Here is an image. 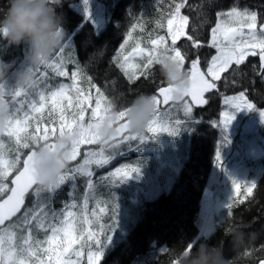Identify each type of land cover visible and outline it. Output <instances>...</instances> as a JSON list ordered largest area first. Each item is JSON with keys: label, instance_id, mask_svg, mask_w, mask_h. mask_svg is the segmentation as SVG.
I'll use <instances>...</instances> for the list:
<instances>
[{"label": "snow or ice", "instance_id": "6c2138e0", "mask_svg": "<svg viewBox=\"0 0 264 264\" xmlns=\"http://www.w3.org/2000/svg\"><path fill=\"white\" fill-rule=\"evenodd\" d=\"M49 3L58 4L59 0H49ZM207 3L209 7L213 6V0H207ZM185 7H191L188 0H178V2L172 0L171 11L168 14L170 18L167 19L170 46L166 43V37L159 35L150 40L151 47H141L140 43L136 42L131 51L125 54L132 35L129 32L113 56L115 66L130 84L139 80L141 76L147 77L151 74L153 65H158L155 57L161 48L166 49L171 57L189 72L191 87L185 98L190 97L191 100L184 99L182 105L173 104L183 111L185 119L172 121L169 112L161 113L159 111L161 100L157 95H153L158 108L147 127L152 133L165 132L172 136L177 135L187 121L192 119L193 103L196 106L207 104L205 94L218 89L217 81L223 79L227 85L230 77L222 74L230 72L233 82L236 76L244 75L239 66L245 64L249 57L259 58L258 70L264 78V21H261L258 27L259 14L256 11L242 9L238 4H234L228 10L217 11L215 24L210 28V39L205 45L186 31L190 18L182 14V9ZM202 7L203 4L198 5V8ZM157 24L161 28L164 27L159 21ZM136 26L133 24L132 28ZM193 31H197L195 25ZM58 34L61 35L63 43L48 62L34 70L37 81L34 88L25 92L16 89L10 79L0 82V96L7 100L11 112L7 128L3 132L14 145L9 146L0 139V264H81L82 249L85 247L89 249L87 264H98L103 257L104 244L110 241V233L115 227L117 206L114 198H112L110 216L112 223L101 226L100 231H96L90 226L99 217L95 210L92 211L91 217L88 213L89 199L94 198V193L90 197L86 191L79 211H73L77 208L74 199L71 202H63L62 207L57 210L52 205L51 194L66 182L75 181L77 175L88 177L87 189L93 190L95 185L91 178L95 173L91 165L102 169L120 154L118 149L121 144L137 139L140 142L144 140L143 136L128 132L124 119L127 106L118 110L121 119L118 135L111 141L104 143L98 141L96 129L103 115L110 109H116V103L93 82L91 76L85 73L73 52L68 51L65 55L68 45L65 43L63 30L61 29ZM182 37H186L193 49L207 46L216 50V54L207 61L206 70L201 69L198 56L192 59L190 66L186 68L187 53H183L177 46V41ZM137 58L143 60V63L136 62ZM69 64L74 65L75 70L69 72L67 68ZM49 70L54 76L49 75ZM55 77L68 78L71 83L60 82L53 85L50 81ZM81 81L86 88L82 86ZM158 91L163 98V104L167 105L172 101L169 95L170 86H161ZM49 104L50 107L45 114L44 110ZM225 104L237 111L245 108L249 111L258 110L249 102L244 91L236 96L225 97ZM86 113H89L87 119ZM220 115L219 125L226 130L234 119V114L225 111ZM260 115L264 122V111H261ZM33 125L34 130L30 132L29 128ZM65 132H70L76 137L69 155L70 162H76L81 156L82 145H99V150L94 148L86 150L82 162L76 163L73 167L68 166L54 189H41L33 176L31 167L33 157L41 146L54 147L52 142L55 137ZM24 149L28 151L25 153L22 151ZM215 161L217 166L222 165L219 150ZM138 171L139 168L136 166L122 165L100 179L115 184L123 182ZM256 185L255 182L247 183V194L251 195ZM72 187L75 188L74 183ZM240 189L241 183L233 180V190L238 192ZM44 193L49 195L45 197ZM29 195L33 197L30 206L26 204ZM68 195L72 197L73 193L69 192ZM226 207L231 209V201ZM101 211L104 212L105 209L102 208ZM93 248L95 251L92 250ZM193 249L194 246L189 244L183 254L193 252ZM261 264H264V261H261Z\"/></svg>", "mask_w": 264, "mask_h": 264}, {"label": "trees", "instance_id": "16d2710c", "mask_svg": "<svg viewBox=\"0 0 264 264\" xmlns=\"http://www.w3.org/2000/svg\"><path fill=\"white\" fill-rule=\"evenodd\" d=\"M79 1L59 0L58 4L50 6L62 17V29L66 31L67 40L70 39L74 42L75 57L77 56L76 59L85 73L91 76L93 82L110 98L114 99L116 110L129 106L138 95L158 96L157 90L161 86L167 85L160 74L158 65H153L149 76H141L139 80L130 84L115 66L113 56L124 42L125 36L133 29V24L137 25L134 29L139 30L136 42L141 45L147 44L146 38L151 40L159 35H164L166 43L170 46L171 38L167 35V19L170 18L168 14L171 11L172 0H118L113 7L112 20L100 32L90 18L75 7L74 4L77 2L80 4ZM97 1H94L95 4ZM188 2L191 7L182 9V14L188 15L190 18L186 31L205 45L210 39V28L215 24L216 12L228 10L234 4H238L242 9L248 8L256 11L259 14L258 23L264 21V0H213L211 7L208 6L207 0H188ZM201 4L203 7L198 8V5ZM95 7V5L90 6L89 12ZM7 8L8 0H0V17L5 14ZM158 21L164 27H159ZM193 25L196 26L197 31H193ZM0 41L6 40L0 36ZM10 46L11 49L9 48L7 51L1 49L6 61H9V58L12 61L17 57L16 53L24 56L26 45ZM177 46L183 53H187L186 68L190 66V61L198 56L201 61V69L206 70L207 61L216 53L215 49L207 46L200 49L191 48L186 37L177 41ZM239 67L244 75L236 76L233 82L230 72L222 74V76L230 77L227 86L223 79L217 81L218 89L209 93L208 103L203 107H194L192 119L187 121L182 128L187 134L180 150L182 169L177 172L176 178L168 186L161 187V192L149 199L142 190L135 188L132 183L120 182L132 188L133 191L136 190V195L140 196V200L137 201H140L138 219L132 222L131 215H126L125 221L129 225L128 230L123 236L119 235L120 239L113 237L110 241L105 242L103 257L98 264H179L182 254L189 244L194 246L193 252L201 244H207L210 248L221 251L228 264H258L264 259V155L257 161L246 160L245 162V156H242L243 160L239 164L245 165L244 168L247 170L245 179L239 180V177H233L227 188L220 194L222 196L220 200H226L228 203L222 209V214L217 219L212 232L204 234L208 217L201 210V201L210 174L214 166L223 167L230 163L229 158L223 155V144L217 141L220 133L216 123H219L220 114L223 112V99L244 91L248 100L258 109L249 111L246 118L249 119L254 114L258 116L261 111H264V82H262L264 78L261 77L258 70V57H249L245 64ZM254 69L257 70L254 71ZM160 106V109L167 107L162 103ZM87 114L89 115V113ZM33 130L34 125L29 131ZM162 133L146 131L142 142L139 139L127 141L121 144L118 152L122 153L130 148L141 149L140 146L146 144V141L151 143V140L159 137ZM90 147L96 148L99 145ZM218 150L222 159L221 166L215 164ZM130 154L135 156V159L131 161L132 164L155 173L153 160L150 162L139 160L136 152ZM121 158L130 160V156ZM236 159H240V153L237 154ZM74 165L71 163L69 167ZM91 169H96V166L92 165ZM173 174L175 173L173 172ZM87 180L88 177L77 175L74 182L68 181L74 183L75 188L78 187L79 191L71 188L72 183H70L71 186L67 183L56 194H51L52 205L58 209L64 201L70 199L69 192L73 193L74 200H76L75 198L79 200L82 190L85 191ZM233 180L241 183V189L238 192L232 190ZM251 182H255L257 185L253 189V193L249 195L247 194V183ZM43 195L46 197L49 194L44 193ZM32 201L33 197L29 195L27 205L30 206ZM230 201L232 207L227 209L226 206ZM79 209L77 201L75 211H79ZM131 222L132 224H130ZM238 232L244 234L246 243L243 246L234 247L233 234ZM81 264H87L85 256H83Z\"/></svg>", "mask_w": 264, "mask_h": 264}, {"label": "rangeland", "instance_id": "374dc122", "mask_svg": "<svg viewBox=\"0 0 264 264\" xmlns=\"http://www.w3.org/2000/svg\"><path fill=\"white\" fill-rule=\"evenodd\" d=\"M94 1L95 0H87V4H85V0H80V4H77V2L74 5L80 11L84 12L88 18H90L92 23L100 32L104 30L107 27L108 23L112 20L113 7L115 6L118 0H98L96 4ZM93 5L96 6L95 9L89 12V7ZM62 30L64 33L65 43L68 45V49L65 50V55H67L68 51H71L75 54L74 42L70 39L67 40L66 31L64 29ZM129 32H131L132 35L131 39H129V44L126 47L125 54H127L128 51H131V48L135 45L137 38L139 37V30L131 29ZM127 35L125 36V38H127ZM146 41L147 44L145 46L141 44L140 46L149 47L150 40L146 38ZM61 43H63V41H61ZM0 48L7 51L10 48V45L7 41H0ZM16 59L13 60L16 61V66L18 68H26V64L23 63V55H20V57L19 55H17ZM136 62L142 63L143 60L137 58ZM67 68L69 72L75 70L74 65L69 64L67 65ZM49 75L54 76V73L49 70ZM10 80L13 81L11 78ZM60 82L70 84L71 80L64 77H55L50 81V83H52L53 85H56ZM81 84L86 88L83 81H81ZM92 94H95L94 90ZM158 99L161 100L159 97ZM186 100L190 101L189 98H186ZM222 103L224 105L223 112L230 111L234 114V119L227 126L226 130L223 128L222 125H219L221 117L219 119V123H216L218 124V130L220 133L218 142L223 144V155L229 158L230 163L226 164V166L223 165V167L214 166L210 174L209 182L201 201V210L208 217L206 229L204 230V234L206 235L212 232L217 219L220 218V215L222 214V209H224L225 205L228 203V201L226 200H220L222 199V196H220V194L227 188L228 184L232 181L233 177H239V180L245 179L247 170L244 168L245 165H243V163L239 164V162H242L243 160L241 159L242 156H245V162L246 160L257 161L264 155V122H262L261 120V115L256 116L254 114L248 119L246 118V115H248L249 113L248 109L245 108L237 111L233 108H230V106L225 104V99H223ZM49 107L50 104L46 106L44 110L45 114L47 113ZM25 110L27 109L25 108ZM159 111L163 113L166 111L169 112L170 119L172 121L176 119H185L183 111L174 107L173 103L167 105V107H163V109H159ZM35 115L39 116V114ZM244 117L245 120H243ZM146 131H148L147 128H145L144 131L139 135L143 136ZM185 136L186 133L183 131V129L179 131V133L175 136L163 132L159 137L151 140V143L146 141V144L142 146L139 145L141 149L135 151L136 154H138L139 160H147L148 162H150V160H153V164L155 165V173L149 171L136 172L135 176L137 177V182L131 179L130 177L126 180L135 181L138 186L143 187L145 191H147V198H151L159 194V192H161L162 190L161 187L163 188L164 186H168L169 183L176 178L177 172L181 169L182 156L180 150L182 148V142ZM225 137H227V142H225ZM0 139L4 140L5 143H7L9 146H14L13 142L8 140V137L5 135L4 132L0 133ZM89 148L91 147L88 145H82L81 156H79L77 160L80 159V162H82L83 153ZM94 149L99 150V148ZM25 150L26 149L22 151L25 152ZM237 150H239L238 152L240 153L239 160L236 159L237 154H239ZM145 152L147 153L144 154ZM111 163L109 165H111ZM122 165L126 164L118 163L116 167L109 166L108 169L109 171H114L115 168L120 167ZM257 167L259 168V166ZM173 172L175 174H173ZM94 173L95 174L91 179L93 180L95 187L93 190H88L86 185L85 191H83L82 194L79 193L81 194L79 196L80 199L78 200L77 198H75L78 201V207H82L86 191L88 192V195L90 197L94 193V198L89 199L88 213L91 217L92 211L95 210L99 219L90 227L96 231H100L101 226H107L112 223L110 216L112 214V198H114L115 205L117 206L114 221L115 227L111 231L110 236L111 238L115 237L117 239H120L121 237L119 235L123 236L128 230L129 225L125 221V218L127 217L126 215H131L132 219L130 220H132V222L138 219L137 214L140 210V201H137L140 200V196L136 195V190L133 191L132 188H129L125 184H122L120 182L111 184L109 180H101L100 177L107 176L102 173V171H94ZM138 179L141 181L140 183L138 182ZM67 183L68 182H66V184ZM65 185H62L61 188H63V186ZM60 189H58L54 194H56ZM75 189L76 191H79L78 187ZM73 199L72 197H70L69 200H66L64 202H71ZM61 207L62 205L58 209H56L59 210ZM102 208L105 209L104 212L101 211ZM73 211H75V209H73ZM93 219L95 220L96 218ZM132 222L130 224H132ZM40 236H42V233L40 234ZM88 250L89 249L86 247L82 249L81 260H83V256L87 258ZM92 250L95 251V248H93Z\"/></svg>", "mask_w": 264, "mask_h": 264}, {"label": "clouds", "instance_id": "9594fccd", "mask_svg": "<svg viewBox=\"0 0 264 264\" xmlns=\"http://www.w3.org/2000/svg\"><path fill=\"white\" fill-rule=\"evenodd\" d=\"M62 17L50 7L49 0H8V8L0 17V36L9 45H26L23 63L26 68L20 69L16 61L0 59V82L10 78L14 87L21 91H29L36 86L35 69L40 68L61 47ZM160 74L165 83L170 86L169 93L174 105H182L186 93L191 87L190 74L171 54L161 48L155 57ZM33 70V71H30ZM157 102L152 94H141L134 98L125 113L127 130L130 134H141L148 127L149 122L157 112ZM11 117L10 106L7 100L0 96V133L8 125ZM121 119L115 108L107 111L98 128L96 136L101 143L111 141L118 135ZM76 137L65 132L57 135L52 142L54 147L41 146L36 150L31 163L36 184L41 189H54L61 175L69 166V155ZM246 243L244 234H233L234 247ZM182 264H228L222 252L201 244L195 252L182 254Z\"/></svg>", "mask_w": 264, "mask_h": 264}, {"label": "bare ground", "instance_id": "6f19581e", "mask_svg": "<svg viewBox=\"0 0 264 264\" xmlns=\"http://www.w3.org/2000/svg\"><path fill=\"white\" fill-rule=\"evenodd\" d=\"M79 1V0H78ZM4 42V41H3ZM25 46V45H24ZM11 47V46H10ZM25 49H26V47H24ZM11 49V48H10ZM14 50H15V48H14ZM20 51V50H19ZM9 53V52H8ZM19 53H21V52H19ZM18 53V54H19ZM22 55V54H21ZM16 56H17V53H16ZM5 57V56H4ZM8 57V56H7ZM15 57V56H14ZM19 57H20V54H19ZM16 58V57H15ZM14 58V59H15ZM7 59H5V61H6ZM9 61H10V58L8 59ZM17 60V59H16ZM225 86H227V85H225ZM158 94V93H157ZM158 96H159V94H158ZM159 98L161 99V101H162V98L159 96ZM171 103H173V102H169L167 105H170ZM162 105H164V106H167V105H165V104H163L162 103ZM187 135V134H186ZM219 137V136H218ZM218 139V138H217ZM135 141H137V140H135ZM218 141V140H217ZM218 144V143H217ZM121 151H123V150H121ZM132 153H135V152H132ZM149 154V153H148ZM137 156V155H136ZM189 156V155H188ZM135 157V156H134ZM147 159V158H146ZM189 159V158H188ZM213 163V162H212ZM215 164H216V162H215ZM211 165V164H210ZM213 166V165H212ZM211 166V167H212ZM185 167V166H184ZM181 169H182V167H181ZM184 170V169H183ZM103 173V172H102ZM254 176V175H253ZM83 178H85V177H83ZM77 179V178H76ZM86 179V178H85ZM74 182V181H73ZM95 182V181H94ZM69 183V182H68ZM70 183H72V182H70ZM69 183V184H70ZM76 184H78V183H76ZM72 185H73V183H72ZM70 186H71V184H70ZM80 186V185H79ZM71 188H72V186H71ZM77 188V187H76ZM172 189V188H171ZM78 190V189H77ZM81 191V190H80ZM82 191H84V190H82ZM98 191V190H97ZM164 192H165V190H164ZM85 193V192H84ZM169 193V192H168ZM165 194H167V193H165ZM73 199V198H72ZM160 199V198H159ZM153 203V202H152ZM151 203V204H152ZM96 207V206H95ZM134 226V225H133ZM131 230H132V228H131ZM131 233V232H130ZM129 233V234H130ZM42 237V236H41ZM126 237V236H125ZM125 245V244H124ZM127 245V244H126ZM122 247V246H121ZM87 248V247H86ZM119 248V247H118ZM125 248V247H124ZM115 249V248H114ZM86 250V249H85ZM115 253V252H114Z\"/></svg>", "mask_w": 264, "mask_h": 264}, {"label": "water", "instance_id": "95a60500", "mask_svg": "<svg viewBox=\"0 0 264 264\" xmlns=\"http://www.w3.org/2000/svg\"><path fill=\"white\" fill-rule=\"evenodd\" d=\"M167 86V85H166ZM165 86V87H166ZM159 90V89H158ZM157 93L159 94V91H157ZM160 96V95H159ZM161 98H162V96H160ZM191 99V98H190ZM162 100H163V98H162ZM170 102H172V101H170ZM194 104V103H193ZM195 105V104H194ZM261 261H264V259L263 260H261ZM261 261L258 263V264H261Z\"/></svg>", "mask_w": 264, "mask_h": 264}, {"label": "flooded vegetation", "instance_id": "af4514ba", "mask_svg": "<svg viewBox=\"0 0 264 264\" xmlns=\"http://www.w3.org/2000/svg\"><path fill=\"white\" fill-rule=\"evenodd\" d=\"M207 95V94H206ZM206 99L208 100L209 98H208V95L206 96ZM143 169V168H142Z\"/></svg>", "mask_w": 264, "mask_h": 264}]
</instances>
